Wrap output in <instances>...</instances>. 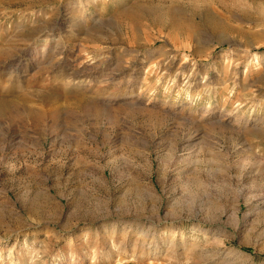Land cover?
<instances>
[{"label":"rangeland","instance_id":"rangeland-1","mask_svg":"<svg viewBox=\"0 0 264 264\" xmlns=\"http://www.w3.org/2000/svg\"><path fill=\"white\" fill-rule=\"evenodd\" d=\"M0 264H264V0H0Z\"/></svg>","mask_w":264,"mask_h":264},{"label":"bare ground","instance_id":"bare-ground-1","mask_svg":"<svg viewBox=\"0 0 264 264\" xmlns=\"http://www.w3.org/2000/svg\"><path fill=\"white\" fill-rule=\"evenodd\" d=\"M172 244H174L173 241H172Z\"/></svg>","mask_w":264,"mask_h":264}]
</instances>
